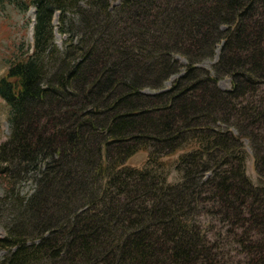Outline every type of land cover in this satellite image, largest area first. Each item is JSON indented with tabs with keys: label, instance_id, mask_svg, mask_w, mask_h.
I'll return each instance as SVG.
<instances>
[{
	"label": "trees",
	"instance_id": "trees-1",
	"mask_svg": "<svg viewBox=\"0 0 264 264\" xmlns=\"http://www.w3.org/2000/svg\"><path fill=\"white\" fill-rule=\"evenodd\" d=\"M6 5L0 264H264V0Z\"/></svg>",
	"mask_w": 264,
	"mask_h": 264
},
{
	"label": "rangeland",
	"instance_id": "rangeland-1",
	"mask_svg": "<svg viewBox=\"0 0 264 264\" xmlns=\"http://www.w3.org/2000/svg\"><path fill=\"white\" fill-rule=\"evenodd\" d=\"M119 0H111L113 4H116ZM34 19V9H29L26 13H21L12 6L6 5L0 8V78L4 76L9 62L20 52L25 51L32 44V27ZM57 25V21H54ZM65 37L56 35L55 43L61 48ZM184 64V61H181ZM211 63L205 62L202 64L205 68H210ZM174 77H171L164 84L165 87H169ZM221 89L229 88V81L222 79L218 83ZM10 134L9 124V110L5 102L0 98V144L5 142ZM144 159L141 155H137L132 159V162L140 164ZM247 176L253 183H256L257 177L254 171L253 162L251 158H248L246 164ZM11 185L7 184V180L4 176L0 175V198L3 197L6 189ZM15 191L20 196H26L32 192V184L26 182L24 184H17ZM1 203V202H0ZM9 212L5 205H0V237L5 234V226L8 224ZM3 252L0 251V258Z\"/></svg>",
	"mask_w": 264,
	"mask_h": 264
},
{
	"label": "water",
	"instance_id": "water-1",
	"mask_svg": "<svg viewBox=\"0 0 264 264\" xmlns=\"http://www.w3.org/2000/svg\"><path fill=\"white\" fill-rule=\"evenodd\" d=\"M216 59H217V55H216V57H215V60H214V61H216Z\"/></svg>",
	"mask_w": 264,
	"mask_h": 264
}]
</instances>
